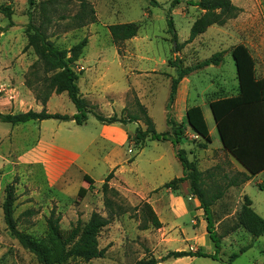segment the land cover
I'll list each match as a JSON object with an SVG mask.
<instances>
[{
	"label": "rangeland",
	"instance_id": "rangeland-1",
	"mask_svg": "<svg viewBox=\"0 0 264 264\" xmlns=\"http://www.w3.org/2000/svg\"><path fill=\"white\" fill-rule=\"evenodd\" d=\"M156 1L157 4L149 0H35L30 6L28 0H0V4H9L13 9L14 23L8 27V19L0 12V111L17 113L42 108L25 84L37 56L32 47H24L28 23L44 29L47 16L50 21L46 36L56 47L69 49L86 37L87 41L91 38L87 50L100 49L89 64L84 58V47L74 63L80 93L94 111L105 116L139 117L142 106L158 132L168 129L165 105L171 77L175 76L170 61L180 59L184 66L194 65L224 51L218 66L195 70L179 83L171 113L185 130L179 147L195 160L200 170L219 165L214 170L217 177L239 171L242 166L222 150L229 141L226 136L221 139L216 125V112L221 110L225 115L232 105L210 103L220 96L240 92L234 58V50L239 46L252 59L254 77H264V0L257 6L234 4L237 9L218 10L216 21L202 33L191 32L192 23L203 13L190 4L194 0ZM82 3L93 7L96 21L69 28ZM168 14L173 19L176 42L168 32ZM119 22H135L136 35L112 41L107 25ZM3 28L6 30L1 31ZM244 92L247 94L248 89ZM90 99L98 102L92 103ZM113 101L120 109L112 113L109 105ZM45 108L49 113L68 115L75 110L66 92L52 93ZM194 108L201 110V118H193L198 125L197 130L193 128L195 131L188 122ZM100 124L92 113L81 125L56 119L17 124L0 121V264H37L3 220L5 187L10 183L16 195L13 214L17 227L35 238L45 236L51 212L60 215L63 230L77 220L85 223L93 211L109 218L97 236L98 247L105 248L104 256L70 264H136L150 258L157 259L155 264H264V234L254 237L238 223L243 196L249 194L257 207V202L264 203V186L252 184L246 194L242 185L229 187L215 202L211 207L213 225L221 236L215 247L206 231L203 210L190 194L187 182H180L175 188L162 187L182 174L170 142H136L135 129L146 127L140 119L123 124L124 142L117 144L102 136ZM107 133L113 135L115 131ZM204 134L208 139L203 138ZM111 170L109 186L119 196L113 192L106 194L112 201L108 208L101 186ZM261 178L264 175L256 180ZM142 201H148L157 213L159 228L150 224L142 228V214L134 209ZM119 205L126 212L117 214ZM243 247L246 249L240 253ZM197 248L215 254V259L198 256L163 260L169 251ZM233 253L238 256L229 262Z\"/></svg>",
	"mask_w": 264,
	"mask_h": 264
},
{
	"label": "trees",
	"instance_id": "trees-1",
	"mask_svg": "<svg viewBox=\"0 0 264 264\" xmlns=\"http://www.w3.org/2000/svg\"><path fill=\"white\" fill-rule=\"evenodd\" d=\"M149 1L157 4L156 0ZM34 2L35 0H28L30 6ZM174 2H177V0H174ZM190 4L203 11L202 15L195 19L191 25V32L194 33H202L213 24L216 21L218 10L237 9L231 0H194ZM0 12L8 19L7 26H12L14 23L11 19L13 14L11 6L1 3ZM49 19V16H47L44 22L45 28H47ZM95 21L96 16L93 7L88 3H82L80 9L72 16L69 28H79ZM167 25L168 32L172 34V39L176 42V31L173 19L169 14L167 15ZM45 28L43 29L41 26L29 22L26 28L27 43L24 47H32L37 56L36 61L30 65L25 84L33 91L35 99L40 102L42 108L39 111L29 109L25 112L17 113L0 111V121L17 124L27 121L56 119L59 121L73 120L77 125H81L87 120L88 113H92L101 124H126L141 119L146 127L144 129H135V141L140 145L145 143L146 140L169 141L174 155L182 167V175L165 182L162 187L175 188L178 183L187 182L190 194L197 198L199 206L204 212L208 236L215 243V247H218L221 236L216 234L214 230L211 207L223 196L227 188L240 186L250 179L251 176L264 169V102H262V98H264V77L260 79L254 77L253 63L248 52L241 46L234 50L240 92L230 97H227V95L220 96L218 100L210 103L214 105L219 101V103H224V106L225 104L227 106L232 105L225 115L221 110L220 113L216 112V125L221 139L226 136L229 141L228 145L224 144L225 147L223 146L222 150L233 156L245 170L217 177L214 170L219 165L204 171L200 170L195 160L189 159L185 150L179 147V143L184 138L185 130L178 125L171 113V109L180 80L189 73L205 66L219 65L223 60L224 51H217L194 65L184 66L180 59L170 61V65L175 69V76L171 77L168 100L165 105V120L168 129L158 132L142 106H139L142 113V116L139 117L137 115L118 117L116 114L105 116L94 111L93 105H90L80 93L77 84L78 72L74 69V63L78 60L87 44V38L84 37L69 49H62L56 47L48 39ZM107 29L112 41H124L136 35L138 25L135 22H119L107 25ZM4 30L6 29L3 28L1 31ZM247 89L248 93L244 95V91ZM61 92H66L69 100L74 105L75 113L72 115L49 113L45 108V104L51 94ZM247 96L248 99H245ZM231 97H239L240 100L239 102H234L229 99ZM188 117L192 130H197L198 125L193 122V118H201L200 108H194L190 111ZM203 138L208 139V135L204 134ZM112 177L113 170L105 176L101 186L105 194L104 204L108 208L111 207L112 201L106 194L113 192L116 196H119L117 191H114L109 186V181ZM259 186L262 187L263 185ZM89 187H92V185H89ZM15 200L14 186L10 183L5 187V197L2 204L3 220L10 234L22 248L34 256L37 264H70L74 260L89 261L93 258L104 256L105 248L98 247L97 236L101 229L109 223V218L93 211L85 223L77 220L75 225L63 230L59 225L60 215H55L54 212H51L47 218L45 236L38 239L17 227V220L13 214ZM134 209H139L142 214V228H147L148 224L155 228L161 226L157 213L148 201H142ZM115 212L121 214L126 212V209H122L119 205L118 210ZM238 223L254 237L264 234V218L252 208L251 200L247 195L243 196V204L238 214ZM245 249L243 247L239 252L242 253ZM198 256L215 259V254H209L202 251L201 248H197L195 250L169 251L163 260ZM237 256L238 253L231 254L229 262ZM156 261L157 259L155 258L141 259L136 264H155Z\"/></svg>",
	"mask_w": 264,
	"mask_h": 264
},
{
	"label": "crops",
	"instance_id": "crops-1",
	"mask_svg": "<svg viewBox=\"0 0 264 264\" xmlns=\"http://www.w3.org/2000/svg\"><path fill=\"white\" fill-rule=\"evenodd\" d=\"M233 2V4H235L236 6L238 7H249L251 5L253 6H257V5H260L261 1L262 0H231ZM264 2V1H263ZM108 30V29H107ZM91 44V38L88 39L87 41V44L85 45V50H84V58H85V61L88 62L89 64L93 63L94 62V57L98 55V52L100 51V49H86L87 46H89ZM211 66V65H210ZM218 66V65H216ZM205 67H208V66H205ZM188 76V75H187ZM183 77L179 83H182L186 77ZM90 85H93V82L90 81L89 82ZM179 85V84H178ZM264 98H262V102H264L263 100ZM88 100V99H87ZM92 100V99H90ZM98 101H94L92 100V103H96ZM261 102V101H260ZM102 102L100 103L99 106H102ZM41 105V104H40ZM111 111L112 113L114 111H117L120 109V105L117 103V102H112L111 105ZM40 108V106H38ZM39 110V109H37ZM41 110V109H40ZM73 113H75V110L73 111ZM72 113V114H73ZM71 114V115H72ZM48 120V119H47ZM44 121V120H42ZM126 128L123 124L120 125L119 123H114V124H100V130L99 132H101L102 136L105 138V139H109V140H112L113 142L115 143H119V144H122L124 142V138H125V129ZM110 131H115V134L111 135V134H108L107 132H110ZM91 142L89 141V143L86 145V147L90 144ZM171 144V143H170ZM172 147V146H171ZM173 150V149H172ZM233 157V156H232ZM234 158V157H233ZM235 159V158H234ZM236 160V159H235ZM237 161V160H236ZM238 162V161H237ZM239 163V162H238ZM240 164V163H239ZM241 165V164H240ZM242 166V165H241ZM239 170H245L242 166L241 169ZM182 175V174H181ZM180 175V176H181ZM261 175H264V169L259 171L258 173H256L255 175L251 176L250 179H248L245 183L241 184L242 185V191L244 194H246V189L247 187L249 188L252 184H255V185H263L264 186V178H261V180H256V178H258L259 176ZM179 177V176H178ZM260 187V186H259ZM247 195V194H246ZM248 197L249 199L251 200V206L252 208L261 216L264 218V203H261L260 201L257 202L258 206L256 207L255 205V201L254 199L249 196L248 194ZM202 209V208H200ZM204 213V212H203ZM205 219V217H204ZM206 221V220H205ZM206 227V225H205Z\"/></svg>",
	"mask_w": 264,
	"mask_h": 264
}]
</instances>
